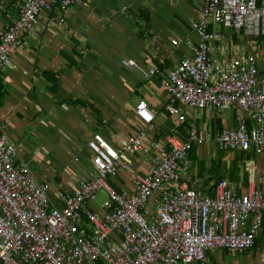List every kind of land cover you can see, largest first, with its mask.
I'll list each match as a JSON object with an SVG mask.
<instances>
[{
    "label": "built area",
    "instance_id": "built-area-1",
    "mask_svg": "<svg viewBox=\"0 0 264 264\" xmlns=\"http://www.w3.org/2000/svg\"><path fill=\"white\" fill-rule=\"evenodd\" d=\"M78 3L81 0L19 2L18 17L0 33V74L12 65L25 38L36 32L43 13L55 6L64 13ZM0 12L9 16L3 0ZM191 26L198 34L196 43L174 40L189 45L192 53L168 71L165 113L182 123L179 104L235 109L238 127L215 134L192 127L188 138L169 134L162 144L149 139L157 115L139 100L134 111L143 127L119 148L96 135L89 142L94 153L89 176L64 194L61 209L50 208V185L36 179L0 130V264H212L210 251L255 246L264 232L261 182L250 179L247 192L238 194L220 181L215 196L209 197L193 189L185 176L191 171L193 145L205 141H214L219 151L264 155V60L261 76L255 55L219 62L211 56V41L222 34L210 30L223 26L263 36L264 0H203L200 17ZM122 62L137 66L134 59ZM157 73L156 67L144 71L146 79ZM139 153L149 157L150 171L135 177L131 192H118L110 178L128 170L127 156ZM101 191L111 197L103 213L89 209Z\"/></svg>",
    "mask_w": 264,
    "mask_h": 264
},
{
    "label": "crops",
    "instance_id": "crops-1",
    "mask_svg": "<svg viewBox=\"0 0 264 264\" xmlns=\"http://www.w3.org/2000/svg\"><path fill=\"white\" fill-rule=\"evenodd\" d=\"M3 1L9 16L0 12V33L13 25L23 0ZM202 5L203 0H81L64 13L55 6L40 16L36 32L25 38L12 56V65L0 74V130L36 179L50 185L51 209H61L64 194L88 178L94 158L89 142L96 135L115 148L136 136L143 127L134 111L139 100L157 115L149 139L162 144L169 134L188 138L192 127L214 134L238 127L235 109H191L179 104L182 123L165 113L168 71L192 53L189 45L174 40L198 41L191 25L199 19ZM212 30L222 34L211 41L212 57L225 63L235 56L255 55L261 76L262 36L223 26ZM128 59L137 66L123 64ZM152 67L158 73L146 79L144 71ZM127 159L128 170L110 178L120 193L131 192L135 177L151 169L143 153ZM190 163L185 180L206 196H215L220 178L238 194L247 192L250 179L260 181L264 190V155L219 151L214 141H205L193 145ZM110 201L100 197L89 203V209L103 213ZM235 252L239 251L220 248L208 256L212 264H235ZM255 254L251 264H264V246Z\"/></svg>",
    "mask_w": 264,
    "mask_h": 264
},
{
    "label": "rangeland",
    "instance_id": "rangeland-1",
    "mask_svg": "<svg viewBox=\"0 0 264 264\" xmlns=\"http://www.w3.org/2000/svg\"><path fill=\"white\" fill-rule=\"evenodd\" d=\"M261 235H264V232H262ZM261 238L262 239L259 241V245L257 246V248H251L247 250L246 252L244 250L235 252V254L232 256V259L234 258L235 264H244V263L251 264L252 256H254L257 250L261 249L264 246V240H263L264 237H261ZM224 254L225 256L229 255V253H224Z\"/></svg>",
    "mask_w": 264,
    "mask_h": 264
},
{
    "label": "water",
    "instance_id": "water-1",
    "mask_svg": "<svg viewBox=\"0 0 264 264\" xmlns=\"http://www.w3.org/2000/svg\"><path fill=\"white\" fill-rule=\"evenodd\" d=\"M236 151H241V150H240V149H237ZM103 192H104V191H101V192L98 194V196H97V198H96L95 200H99L100 197H103V199H108V198L111 199L110 194H109L108 192H106V195H105V196L102 195ZM93 201H94V200H93ZM97 208H98V207H97Z\"/></svg>",
    "mask_w": 264,
    "mask_h": 264
},
{
    "label": "trees",
    "instance_id": "trees-1",
    "mask_svg": "<svg viewBox=\"0 0 264 264\" xmlns=\"http://www.w3.org/2000/svg\"><path fill=\"white\" fill-rule=\"evenodd\" d=\"M211 29H212V27L210 28V30H211ZM262 37L264 38V35H263ZM222 180H223V178H220V181H222ZM256 243H257V242H256ZM255 246H256V244H255ZM255 246H254V247H255ZM254 247H253V248H254Z\"/></svg>",
    "mask_w": 264,
    "mask_h": 264
}]
</instances>
